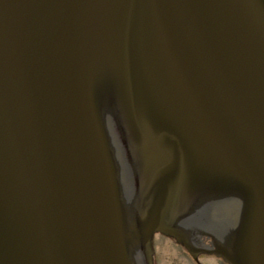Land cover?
Wrapping results in <instances>:
<instances>
[{
  "label": "water",
  "instance_id": "95a60500",
  "mask_svg": "<svg viewBox=\"0 0 264 264\" xmlns=\"http://www.w3.org/2000/svg\"><path fill=\"white\" fill-rule=\"evenodd\" d=\"M206 199L241 209L205 253L264 264V0H0V264L197 258Z\"/></svg>",
  "mask_w": 264,
  "mask_h": 264
},
{
  "label": "bare ground",
  "instance_id": "6f19581e",
  "mask_svg": "<svg viewBox=\"0 0 264 264\" xmlns=\"http://www.w3.org/2000/svg\"><path fill=\"white\" fill-rule=\"evenodd\" d=\"M108 112L104 116L105 122H107L108 117L110 120L108 122V127L110 131V135L113 140V144L117 150L119 159L123 161L121 157V149L119 146V135H118V127L115 125V118H112L113 110L107 107ZM115 114V112H114ZM114 129L116 135H114ZM120 150V151H119ZM121 166H124L121 163ZM121 174V182L125 189H127V183H131L130 177L127 172H125V168L123 167ZM139 179V176L136 180ZM132 185V184H131ZM127 191V190H126ZM218 202H222L223 205H219ZM189 208L187 212H181L175 217V220L171 223L173 226L179 228L180 230L187 228L185 231V235L188 236L189 241H193L194 236L199 233H204L212 229L213 235H216L217 238H220L221 241L227 235L228 230L236 226L239 216L240 209L236 204V200L234 199H224V200H195L189 203ZM192 210V212H189ZM191 237V238H189ZM141 253L145 251L143 249L140 250ZM131 257L136 264H143L140 259H138V251L135 249H130Z\"/></svg>",
  "mask_w": 264,
  "mask_h": 264
},
{
  "label": "rangeland",
  "instance_id": "374dc122",
  "mask_svg": "<svg viewBox=\"0 0 264 264\" xmlns=\"http://www.w3.org/2000/svg\"><path fill=\"white\" fill-rule=\"evenodd\" d=\"M118 154L116 152L115 159L118 161ZM116 161V163H117ZM119 162V161H118ZM128 162V161H127ZM119 166L117 163V170L125 168V172L131 174L130 171V165L129 163L127 165L124 164V166H121V162H119ZM122 170H120V179H121ZM127 183V190L128 191V199L129 201H132L134 199H137L135 195V191L137 190L136 185H131L130 181ZM123 185V183H122ZM187 228H184L182 230H186ZM212 233V229L209 231L204 232L200 235L199 239L196 241V245H194V239L197 238L195 235V238L190 243L188 242L195 253L197 254V258H193V256L190 254V251L186 247L179 245L175 242V240L169 236H160V234H155L156 236L153 239V248H154V262L152 264H208L207 261L210 262V264H217L215 260V256L211 255L208 256V253H205L206 249L212 248V242L210 243V239L213 237L210 235ZM222 259L224 264H229L227 261H225L222 257H219ZM145 264H148L145 260Z\"/></svg>",
  "mask_w": 264,
  "mask_h": 264
},
{
  "label": "flooded vegetation",
  "instance_id": "af4514ba",
  "mask_svg": "<svg viewBox=\"0 0 264 264\" xmlns=\"http://www.w3.org/2000/svg\"><path fill=\"white\" fill-rule=\"evenodd\" d=\"M211 241V240H210ZM211 256V255H210ZM213 256H215V260H216V263L217 264H224L223 263V261H222V259H220L219 257H217L216 255H213ZM208 262V264H210V262L209 261H207Z\"/></svg>",
  "mask_w": 264,
  "mask_h": 264
}]
</instances>
